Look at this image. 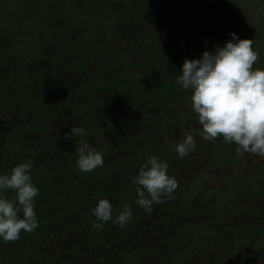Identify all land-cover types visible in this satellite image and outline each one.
<instances>
[{
    "label": "rangeland",
    "instance_id": "1",
    "mask_svg": "<svg viewBox=\"0 0 264 264\" xmlns=\"http://www.w3.org/2000/svg\"><path fill=\"white\" fill-rule=\"evenodd\" d=\"M18 1L20 0H0V26H3L1 29H4H0V50L8 49L15 54L19 51L25 54L35 43L34 39L29 41L30 37L19 35L22 30L21 26L32 28L34 23H39L40 14L49 18L52 11L61 9L63 5L69 7L71 14L83 7L84 11L79 13L80 19L83 21L90 12L86 4L92 2L91 0ZM124 6L130 10L133 7L138 8L140 14L136 13L128 16V13H123L120 10L122 17L114 24V27L103 28L100 33L104 35L102 46H111V56L120 64L130 63L129 66L132 69L129 78L131 79L140 77L142 74L152 77L155 73H157V77H160V73H167V76L171 75L177 78L180 75L179 71L183 62L179 56L180 53L176 49H184L183 60L185 58L198 59L203 51L212 50L213 45L219 44L222 46L230 40L232 32L237 33L241 39H253V47L259 52V59L254 63V67L264 68V0H121L118 2V8L124 9ZM44 8L46 9L44 10ZM93 12L102 20H107L114 15L112 12H101V14L97 10H93ZM67 21L60 22L59 19L53 21L54 25L61 26L60 29L54 30L56 34L53 37L58 41L55 49L50 45L45 48L40 44L36 45L39 50L37 57L43 51L46 52L45 66L51 64L52 68H58L55 63H49L48 61L47 57L51 52L58 50L61 53L60 49L64 52L65 47H70L75 40L76 42H83L86 35L93 36V33L83 28L85 22L69 25V19ZM5 22H8L10 28H6L8 25ZM107 25H110V22ZM78 30L79 32H76ZM188 31H190L191 36H188ZM93 42H95V39H93ZM159 45L161 46L158 50ZM87 46L92 49L91 53L94 56L103 53V50L101 52L96 50V45L88 43ZM167 47L170 48V52L165 49ZM191 47L195 49L192 53V50H188L192 49ZM143 56L150 57V62L139 67L137 65L138 58ZM175 57L176 60L179 59L178 61L181 62L180 65H169L167 67L166 59L172 61L171 59ZM64 63H66L65 59L63 60ZM48 65L43 71L46 75L50 72ZM34 67L36 69L41 68L39 66ZM88 67H92L89 69L92 73L91 75L84 73V85H82L81 74L64 82V76L68 77V75L61 73V71L60 79L64 85L59 86L62 91L57 98L62 101L69 95L70 98L71 96L75 97L76 101L83 106L92 97L96 96L92 100V107L88 108L95 110L96 114L93 117L85 118L84 112H75L71 118H65L64 116L67 114H72L71 110H65V113L62 111L59 118L57 117L48 129H40L32 133L31 144H33L32 140L36 141L35 139L41 140L42 138V141L47 145L54 143L52 141L54 139L51 138L52 134L58 137L54 141L59 142V139L63 138L64 131L74 126L89 129L93 135L97 134L94 142L92 141L93 138L86 137L81 143L88 141L93 146L110 144L109 138L112 132L110 114L115 107L114 105H116L115 103H117L119 95L115 87H107L105 91L99 93L90 91L79 94V89L87 85L91 79L100 83L102 79L110 76V73L105 71L104 68H100L96 61L91 64L88 63ZM7 69L8 67L0 69L1 78L4 77ZM141 69L148 70V72L144 73ZM57 80L58 78L55 79V81ZM46 90L43 89L42 91ZM181 91L190 92L191 90H184L180 87L179 92ZM139 107L141 113L146 112L151 117H158L159 119L153 127L150 125V129H147L150 130V134L155 136L156 143H153V147H149V150H143L147 154H151L150 156H156L166 161L172 160L173 162L169 163L168 174L174 176L178 181L176 189L179 192L178 197L175 199L170 198L169 203L164 202L156 205L151 212L157 210L155 211L156 217L162 218L165 216L167 221L170 222L175 220V223L166 224L168 226L172 225L173 232H177L176 227L181 229H184L187 225L193 227L189 234L197 235L200 237V240H197L204 243L201 251H198L192 259L186 261V264H196L201 261L203 264H264V238L258 236L252 239H240L237 236L238 234L234 235L232 232L233 229L248 222L254 225L262 223L261 221L264 222V211H261V209H264V192L260 193L256 188L257 185L260 186L257 180L264 179V157L250 153L237 155L235 152L236 145L224 142L222 137H218L215 141L204 140L200 136L202 126L199 124L198 116L191 108V93L185 94L173 106L166 107L160 100L152 99L149 103L148 100L141 102ZM172 107L174 109L173 118H169V113L166 114V111L170 112ZM23 110L18 108L16 114L11 117L12 122L10 123L8 120L0 121L1 124L6 123L0 128L12 129L14 125L26 124L32 111H27L24 115H21ZM39 111L40 107L33 113L38 114ZM137 113L130 111L124 116L130 129L128 139L136 131L143 129L141 126H137L135 130L132 129L137 122ZM52 125L55 127L52 128ZM186 134L193 135L196 148L188 156L180 158L175 151V145L181 142ZM25 136L28 137L27 134ZM128 142L130 141L121 140L120 148L109 157L105 154L111 152L110 148L108 152L104 153L106 158L117 167H120L118 162L129 155L128 152L131 151ZM141 153L137 154L136 157L141 156ZM136 161L134 160V163L140 169L143 164H136ZM104 172L105 177L108 178L112 174L110 169H105ZM259 172L261 176L258 175ZM132 179L133 177H131V181ZM246 180H249V183H246ZM67 182L68 178H65L63 182H58L59 189L61 186L66 188L63 184L67 185ZM130 190L133 189H127V191ZM241 190L252 191L253 193L247 194V197H235ZM199 194L205 195L203 200L198 199ZM175 200H181L182 202H190L191 200L197 208H208L204 213L197 214L195 212L191 215L187 211L186 214L181 215L174 212L176 207L170 205ZM224 202H228L230 205L241 204V206L228 218H223L221 217V206ZM78 207L82 209V206ZM252 208L258 210L255 209L254 212ZM52 209L53 207H51V212L55 210ZM70 216L78 221L77 214L73 213ZM37 218L39 219L38 214ZM65 224H59L57 229L52 226L49 227L52 234L50 236L46 234L38 242L41 259L39 258L40 255L37 256V253H33L34 255L31 254L28 257L29 261H33V263L29 262L30 264H35L36 261L39 264H54V255L52 254L54 251H59L58 255L64 256L63 250L68 249L70 243L73 244V241L84 242L85 238L83 237L73 238L74 236L69 232V226L62 232L63 226L61 225ZM252 228L256 230L257 227ZM27 233L35 235V231ZM136 233H139V231ZM262 236L264 237V234ZM113 237L115 240L117 235L114 234ZM25 238L22 235L18 241L10 244L17 243L16 245L19 246ZM115 242L118 243V240ZM10 244L7 242L0 248V264H26L23 263L25 261L24 256H20L19 252H14ZM85 244L81 247L78 257L85 260V262H99V256L87 254L88 250ZM49 254H51L50 258L47 257ZM162 263L163 256L161 258L158 255L149 256L142 260V264Z\"/></svg>",
    "mask_w": 264,
    "mask_h": 264
},
{
    "label": "trees",
    "instance_id": "2",
    "mask_svg": "<svg viewBox=\"0 0 264 264\" xmlns=\"http://www.w3.org/2000/svg\"><path fill=\"white\" fill-rule=\"evenodd\" d=\"M21 1L23 0L18 2ZM46 1L49 0H44V2ZM91 1L86 4L90 12L83 21L79 15V13L84 11L83 7H80L79 11L71 14L69 7L63 5L61 9L52 11L49 18L46 15L40 14L39 23H34L32 28L21 26L22 30L19 35L28 36L30 37L29 41L32 39L35 41V43L32 41L34 44L28 50L30 52L26 51L24 54L19 51L15 54L8 49L0 50V69L8 67L3 78H1L0 71V121L8 120L9 123L12 122L11 117L13 114H16L18 108L24 109L21 115H24L27 111H32L28 116L30 118L26 124L14 125L12 129H7V127L5 129L0 128V173H9L12 167L30 158L34 162L31 171L32 179L40 190L35 198V211L39 215V226L34 230L35 235L33 236L22 230L20 236L26 237L23 242L19 246L16 245L17 243L10 244L14 242H9V244L14 252H19L20 256H24L25 261L23 263H33V261H29L28 257L33 253H37V256L40 255L39 258L41 259L38 242L46 234H49L48 236L52 234L49 227L52 226L54 229H57L59 224L66 223L65 225H61L63 226L62 232L69 226V232L74 236L73 238L80 236L85 239L84 242L73 241V244L70 243L68 249L63 250L64 256H59V251H54L52 253L54 255V264H142L144 258L153 255H158L161 258L163 256L162 264H186V261L192 259L198 251H201L204 243L199 242L200 237L197 235L189 234V231L193 227L189 225L185 226L184 229L176 227L177 232H173L172 225L168 226L166 224L175 223V220L170 222L167 221L165 216L162 218L156 217L155 211L157 210L151 213L145 212L136 203L138 196L136 186L131 183V177L134 178L139 171L134 160H137L136 164H144L152 156L149 153L147 154L143 149L149 150V147H153L152 144L156 143L155 136L150 134V130L147 129H150V125L153 127L159 119L158 117H151L146 112L141 113L139 107L141 102L148 100L149 103L152 99H158L166 107L173 106L181 97L187 93H191V91L179 92L180 86L176 84L178 77L167 76V73H160V77H157L158 75L155 73L152 77L142 74L135 79L129 78L132 69L129 66L130 63L120 64L111 56V46H102L104 35L100 31L103 28L114 27V24L122 17L120 10L123 13H128V16L136 13L139 15L140 10L135 7L132 10L126 9L125 6L124 9L118 8V2L121 0ZM93 10L99 11L100 14L101 12H112L114 15L107 20H102L95 15ZM54 19H59L60 22H68L67 20L69 19V25L75 23L83 24L85 22L83 28L93 33V36L86 35L83 42H76L75 40L70 47H65L64 52L61 49V53L58 50L53 51L54 53L51 52L47 57L48 61L49 63H55L58 68H52L51 64H47L50 72L46 75L43 72L47 66L44 65L46 52L43 51L37 57L39 50L36 45L40 44L44 48L50 45L54 49L57 47L58 41L53 37L56 34L54 30L60 29L61 26L54 25ZM108 22H110V25H107ZM5 23L8 25V22ZM1 27L3 26H0V29ZM6 28H10L9 25ZM76 32H79V30ZM188 36H191L190 31H188ZM93 39H95V42H93ZM142 42L146 43L147 41ZM86 43L96 45V50L99 52L103 50V53L95 54L94 56L91 53L92 49ZM161 45H159L158 50ZM186 46L188 47L187 44ZM191 48L188 50H192V53L195 49L194 47ZM165 49L167 52H170V48L167 47ZM176 50L180 53L179 56L182 62H184V49ZM188 53L190 52L188 51ZM64 59L66 63L63 64ZM138 59L137 65L141 67L144 64H148L151 58L143 56ZM171 60L173 62L168 61V59L164 60L167 67L169 65L178 66L181 63L178 61L179 59L176 60V57ZM95 61L100 68L108 71L110 76L102 79L100 83L91 79L87 85L79 89V94L90 91L99 93L105 91L107 87H115L119 95L117 103H115L116 105H114L115 107L110 114V125L112 127L109 138L110 144L97 145L96 148L98 151H102L103 154L108 152L110 148L111 152L105 154L109 157L120 148V141L124 139L130 141L128 142V146L131 151L128 152L129 155L118 162L120 167L110 162L104 155V159L106 158V160H104L102 167L85 173L78 169L76 147L86 137L93 138L92 141L94 142L97 134L93 135L90 132L91 130L83 128L84 131L81 134L66 140L64 135L70 132L72 128L70 127L64 131L63 138H60L59 142L54 141L58 137L52 134L51 138L54 139L52 140L54 143L49 145L42 141L43 138L41 140L35 139L36 141L32 140L33 144H31V139L33 137L32 133L35 131L48 129V125L52 124L57 117L59 118L62 111L65 113V110H71L72 114H67V117L64 116L65 118H71L75 112H84L85 118L93 117L96 114L95 110L88 109L92 107V100L95 99V95L83 106L76 101L75 97L71 96L70 98L69 95L62 101H59L57 98L62 91L59 86L64 85L60 79L61 73L68 75V78L64 76V82L81 74L82 85H84V73H89V75L92 73L89 70L92 67L89 68L88 63L91 64ZM34 66L41 68L36 69ZM141 70L144 73L148 72L145 69ZM156 72L159 73L157 70ZM56 78H58L57 81H55ZM43 89L47 90L42 91ZM38 107H40L39 113H33ZM130 111L133 113L138 112L137 122L132 129L135 130L137 126H141L143 129H139L131 137L129 136L130 138L128 139V131L130 129L124 116ZM173 112L174 109L172 107V110L170 112L166 111V114L169 113V118H173ZM1 123L0 127L6 124L5 122ZM53 127L55 126L52 125ZM142 151L144 152L141 153ZM140 153L144 156L139 155L137 158L136 155ZM171 162L173 161L167 160L168 165ZM105 169H110L112 172L109 178L105 177ZM258 175L261 176V173L259 172ZM65 178H68L67 185L63 184L66 188L61 186L59 189L58 182H63ZM260 179L262 180H257L260 186L258 187L257 185L256 188L260 193H263L264 183L262 181L264 179ZM246 183H249V180H246ZM128 188H132L133 190L127 191ZM251 193L253 192L241 190L235 197H247ZM5 195L9 198L15 197V193L11 191L5 193ZM173 195L175 199L178 197L179 192L175 190ZM204 196L199 194L198 199L203 200ZM102 198H108L113 204V219L118 216L125 204L131 207L133 216L124 227L121 228L111 221L106 222L102 230H97L93 227L95 217L92 215L91 209L97 205L98 199ZM191 200L190 202L175 200L170 205L176 207L174 208L176 209L174 212L181 215L186 214L187 211L191 215L195 212L197 214L204 213L208 208H197ZM169 201L170 198L161 197L160 203H154L152 210L156 205L164 202L169 203ZM78 206H82V209ZM239 206L241 204L230 205L228 202H224L221 206V217L228 218L240 208ZM51 207L55 209L52 212ZM252 209L255 212L257 208ZM261 211H264V209H261ZM73 213L78 215V221H75L70 216ZM74 221L75 223L73 224ZM261 222L258 225L248 222L233 229L232 232L234 235L238 234L237 236L240 239H252L258 236L264 238L262 236L264 234V222ZM252 227L257 228L254 230ZM137 231L139 233H136ZM114 234L117 235L115 240ZM28 236H30L29 239H27ZM117 240L120 244L115 242ZM6 243L0 240V248ZM34 243L37 245L35 246ZM83 244H85L88 250V255L99 256V262H85V260L78 257L81 247L84 246ZM69 255L70 257H68ZM47 257L50 258L51 254L47 255ZM35 264H39V262L36 261ZM196 264H203V262H197Z\"/></svg>",
    "mask_w": 264,
    "mask_h": 264
},
{
    "label": "clouds",
    "instance_id": "3",
    "mask_svg": "<svg viewBox=\"0 0 264 264\" xmlns=\"http://www.w3.org/2000/svg\"><path fill=\"white\" fill-rule=\"evenodd\" d=\"M231 39L222 46L213 45L198 59L185 58L176 84L191 90V108L202 126L200 136L207 141L222 137L224 142L235 144L237 155L244 153L264 157V68L254 67L259 52L253 39H241L232 32ZM84 131L74 126L65 133L66 140ZM196 148L191 134L175 145L180 158ZM76 161L81 172H91L104 165V154L88 141L76 147ZM34 162L29 158L12 167L9 173H0V240L15 242L21 231L32 232L39 226L35 211V198L39 188L32 179ZM166 160L149 157L140 167L131 183L136 186V203L151 213L154 203L161 197L174 198L178 181L168 174ZM14 192L9 198L5 193ZM95 217L93 227L102 230L111 221L119 227L133 216L130 206L124 205L113 219V204L108 198L98 199L91 209Z\"/></svg>",
    "mask_w": 264,
    "mask_h": 264
},
{
    "label": "flooded vegetation",
    "instance_id": "4",
    "mask_svg": "<svg viewBox=\"0 0 264 264\" xmlns=\"http://www.w3.org/2000/svg\"><path fill=\"white\" fill-rule=\"evenodd\" d=\"M50 63H52V62H50ZM68 78V77H67ZM64 81V80H63ZM53 124V123H52ZM51 125V124H50ZM48 127H49V125H48ZM52 130V129H51Z\"/></svg>",
    "mask_w": 264,
    "mask_h": 264
}]
</instances>
